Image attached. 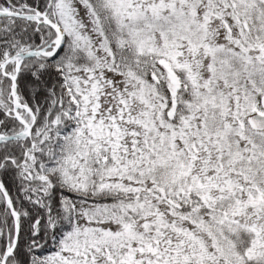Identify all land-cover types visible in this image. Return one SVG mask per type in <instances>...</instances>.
<instances>
[{
	"label": "snow or ice",
	"instance_id": "snow-or-ice-1",
	"mask_svg": "<svg viewBox=\"0 0 264 264\" xmlns=\"http://www.w3.org/2000/svg\"><path fill=\"white\" fill-rule=\"evenodd\" d=\"M0 264H264V0H0Z\"/></svg>",
	"mask_w": 264,
	"mask_h": 264
}]
</instances>
